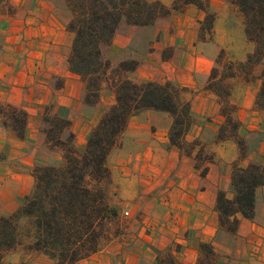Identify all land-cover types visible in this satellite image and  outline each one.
<instances>
[{
    "label": "crops",
    "instance_id": "0c3cea01",
    "mask_svg": "<svg viewBox=\"0 0 264 264\" xmlns=\"http://www.w3.org/2000/svg\"><path fill=\"white\" fill-rule=\"evenodd\" d=\"M160 1L166 6L173 3ZM208 3L212 8L219 4L215 23L221 40L198 42L196 22L202 20L204 11L186 5L151 25L122 23L107 51L112 65L127 59L138 62L136 69L127 73L133 81H170L184 90L193 89L183 95L190 100L192 116L185 139H198L211 147L214 158L206 174L201 176V168L195 165L199 148L186 155L169 144V113L144 109L132 115L122 133L120 163L109 167L114 181L121 178L118 196L122 200L151 191V218L135 221L143 227L139 234L116 236L73 264H196L200 243L212 245L217 264H264V185L254 190L252 218L236 215L235 233L220 227L216 210L219 191L229 199L235 195L231 180L234 163L264 166V108L255 104L261 79L237 78L238 84L231 86V97L237 100L238 134L246 145V155L240 159L234 138L216 139L224 118L215 103L216 94L204 87L216 56L230 43L234 30L238 28L245 36L244 18L230 3L236 15L234 27L228 3ZM70 18L65 0H0V103L28 114L24 138L0 123V215L11 214L22 204L33 186L34 166L62 161V152L49 149L40 131L46 108L70 120L74 146L82 152L91 130L114 103V92L106 88L100 91L96 104L84 102L85 84L80 75L69 70L67 62L73 41V33L67 29ZM248 45L240 60L254 49L253 43ZM263 68L264 61L255 75ZM25 252L12 251L7 261L18 264ZM28 254L39 258L28 263L25 259L24 264H54L43 254Z\"/></svg>",
    "mask_w": 264,
    "mask_h": 264
},
{
    "label": "trees",
    "instance_id": "16d2710c",
    "mask_svg": "<svg viewBox=\"0 0 264 264\" xmlns=\"http://www.w3.org/2000/svg\"><path fill=\"white\" fill-rule=\"evenodd\" d=\"M243 14L244 31L254 44L246 61L240 67L249 69L264 58V0H230ZM71 18L67 29L73 33L71 51L67 62L69 70L80 75L85 84L84 102H98L104 85L113 90L115 100L102 114L91 130L82 152L74 146L75 134L70 120L46 108L42 115L40 131L45 135L49 149L60 150L62 161L57 164L36 165L32 170L33 187L24 196L22 204L9 215H0V264L4 252L15 245L44 254L54 264H73L100 250L103 241L110 238V227L119 228L118 206L112 202V176L107 164L110 151L116 147L132 115L144 109L164 111L172 116L168 130L169 144L186 155H192L194 146L195 165L204 176L213 154L203 156L204 144L195 139L186 142L185 135L191 127L190 100L184 98V88L170 82H136L127 73L136 69L134 59L112 65L107 51L122 23L145 26L172 10L194 5L204 12L208 0H173L166 6L160 0H65ZM213 14L206 12L207 31L212 29ZM205 24V22H204ZM223 58L222 51L216 62ZM229 72L217 78V68L212 67L207 88L220 98L224 122L216 139H236L239 158L246 155L244 140L238 136L240 121L234 116L229 102L230 90L224 78L234 76ZM255 104L264 108V68ZM27 112L10 104L0 103V123L10 128L17 137L26 134ZM229 129V130H228ZM235 195L232 199L219 191L216 210L221 228L235 233L237 214L252 218L254 214V190L264 185V166L249 163L241 167L234 163L231 174ZM22 219L26 224L21 226ZM200 255L196 264H217V255L209 243H200Z\"/></svg>",
    "mask_w": 264,
    "mask_h": 264
},
{
    "label": "rangeland",
    "instance_id": "374dc122",
    "mask_svg": "<svg viewBox=\"0 0 264 264\" xmlns=\"http://www.w3.org/2000/svg\"><path fill=\"white\" fill-rule=\"evenodd\" d=\"M224 1H225V3H228V5H229V12H230L229 20L233 24V26L236 27V17H235L236 15L234 13L233 6L230 4L231 1L230 0H224ZM218 6H219V4L214 5L212 8L210 6V3H208V9L206 12H209L210 14H213V16H214L213 22H212V29L209 32L206 29L207 21L204 20L206 12H204V17L202 18V20L200 19L196 22V29L198 31L197 32V41L198 42L206 41V40L215 42L217 39L221 40V37L218 36V34L216 33V30L218 29V25L215 23L216 14L218 12V10H215V8H218ZM204 22H205V24H204ZM238 31H239L238 28H237V30H234L233 35H231L230 43L226 44V46H227L226 48L220 50V51H222V54H223L222 60L219 62H216V59L218 56L217 55L215 60H214L213 65H212V67L217 68V71H218L217 78H220L221 76L223 77V74H227L229 72V69L227 67L228 62H231V64H232L231 65V69H232L231 71L234 72V76L229 77V78H224V82L227 85V88L230 90L229 102L233 106V108H231V110L234 109V106H235L234 116L236 118H237V105L234 102H236L237 100H236V98L234 99L231 97V89H232L231 86H232V84H234V85L238 84L237 78L242 79V80L243 79L249 80L250 78L254 79V78L258 77L262 80V77L260 75L261 72L258 75H255V74H256V70H257L260 62L264 61V58H263L257 65L253 66L250 69L248 68L249 65H244L243 67H240V65H239L240 62H245L248 53H251L254 49L251 52H248L245 54L244 60L239 59L240 57H242L244 52L249 49L250 46L248 45V43L250 41L247 39L246 34L244 36V35H242V33L240 31L239 32ZM244 33H245V31H244ZM220 51H219V53H220ZM164 55H168V51H165ZM210 71L211 70H209L208 79H209ZM233 78H235V79L233 81H231ZM207 82H208V80H207ZM103 88H106V89L113 91L112 89L107 87V85H104V87H102V89ZM204 88H207V83L205 84ZM184 92H185V95H189V94L193 93L194 91H193V89L183 90V95H184ZM215 103L219 108L220 115H222L221 114L222 103H221L220 98L217 97L215 100ZM258 108H260V107H258ZM223 122H224V119H223L222 123ZM238 136H240V135L238 134ZM229 138H233V137H229ZM186 142H188V141H186ZM202 144H204V146H205L204 151H203V156L209 157V154H213V158H214V152L210 149L211 147L208 144H205V143H202ZM121 145H122V136L119 140V143L116 145V147L113 148L111 155L109 154V156L107 158L108 166L117 165L118 163H120L121 152H120L119 148ZM196 148H199V147L194 146L193 151ZM182 151H184V150H182ZM143 175L145 176L146 174L143 173ZM111 176H112V173H111ZM33 183H34V181H33ZM138 185H140V182L138 183ZM142 185L145 186L147 184L145 182H142ZM110 190H112V195H111L112 202L114 204H116L119 208L118 209V218H119V220H118L119 224L118 225H119V228L115 232L114 230L116 228V225L112 224V226L110 227V229H111L110 230V238L108 240L103 241L101 248L104 247L106 244H108L116 236L124 235V237H125V235L130 234V232L135 234V235L139 234V232L143 229V227L137 226L136 225L137 223L135 221L144 219L145 217L151 218V215H152V206L150 203V199L152 198L151 191L140 193L139 195H135L132 199H123L122 200L118 196V194L120 193V190H121V178H120V176H118V178H115V181L112 178V184H111ZM145 209H146V211H144ZM25 224H26V220L22 219L20 222V225L23 226ZM145 229H146V233H148L149 230L147 228H145ZM21 250L26 251L27 254L21 259L20 263H18V264H24V263H26V261L28 263L30 261L37 260L39 258L38 256L35 257L33 255L30 256L28 254L29 252L36 253V251L28 250L25 248V246L23 244H18V245H15L12 249L4 252L2 264H11L10 261H7V258H9L10 253L12 251H21ZM37 253H39V252H37ZM40 254H42V253H40ZM28 255H29V257H28ZM25 259H26V261H25Z\"/></svg>",
    "mask_w": 264,
    "mask_h": 264
}]
</instances>
